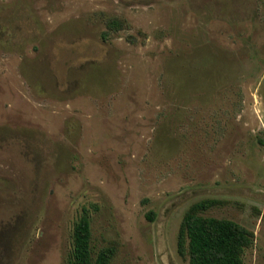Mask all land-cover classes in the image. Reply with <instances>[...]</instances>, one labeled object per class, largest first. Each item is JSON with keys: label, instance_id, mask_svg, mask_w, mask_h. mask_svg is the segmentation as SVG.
Masks as SVG:
<instances>
[{"label": "rangeland", "instance_id": "rangeland-1", "mask_svg": "<svg viewBox=\"0 0 264 264\" xmlns=\"http://www.w3.org/2000/svg\"><path fill=\"white\" fill-rule=\"evenodd\" d=\"M204 200L264 264V0H0V264H66L84 209L111 264H188Z\"/></svg>", "mask_w": 264, "mask_h": 264}, {"label": "trees", "instance_id": "trees-1", "mask_svg": "<svg viewBox=\"0 0 264 264\" xmlns=\"http://www.w3.org/2000/svg\"><path fill=\"white\" fill-rule=\"evenodd\" d=\"M216 204L215 200H204L186 212L178 232L177 252L188 258V264H245L254 233L234 221L200 215ZM115 253L113 247L94 250L90 214L84 209L74 225L66 264H111Z\"/></svg>", "mask_w": 264, "mask_h": 264}]
</instances>
